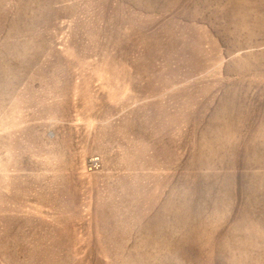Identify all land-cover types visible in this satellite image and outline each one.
Segmentation results:
<instances>
[{
	"label": "rangeland",
	"instance_id": "obj_1",
	"mask_svg": "<svg viewBox=\"0 0 264 264\" xmlns=\"http://www.w3.org/2000/svg\"><path fill=\"white\" fill-rule=\"evenodd\" d=\"M0 264H264V0H0Z\"/></svg>",
	"mask_w": 264,
	"mask_h": 264
}]
</instances>
